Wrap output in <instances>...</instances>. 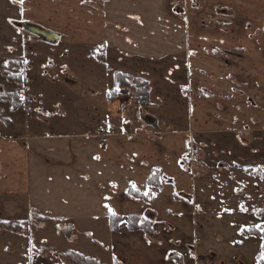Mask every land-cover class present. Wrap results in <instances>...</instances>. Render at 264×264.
Segmentation results:
<instances>
[{
  "label": "crops",
  "instance_id": "0c3cea01",
  "mask_svg": "<svg viewBox=\"0 0 264 264\" xmlns=\"http://www.w3.org/2000/svg\"><path fill=\"white\" fill-rule=\"evenodd\" d=\"M137 1L140 6L127 11L126 0H119V27L109 12L101 30L80 25L78 4L75 12L40 11L55 18L51 28L60 39L33 42L32 48L51 49L68 34L70 44L105 50L103 113L112 114L116 72L149 86L146 122H110L91 112L88 124L74 127L62 109L68 99L42 101L29 84L32 38L22 34L20 23L50 27L30 18V0H0V196L7 203L6 220L14 223L23 210L32 228L23 233L24 247L18 245L20 233H0V264H76L68 253H84L55 249L37 234L47 219L68 237L85 220L86 232L108 256L84 254L98 264H226L228 252L233 257L237 251L228 242L231 233L219 239L206 217L198 219L202 226L196 230L198 167L192 151L210 146L215 160L264 166V0H183L171 9L168 0ZM66 22L71 28L60 26ZM42 62L55 66L52 56ZM47 68L40 67L44 77ZM17 91L22 94L14 106L5 96ZM52 107L61 112L53 121L59 130L43 131L48 124L39 119L55 114ZM70 128L74 132H64ZM133 184L148 197L131 198ZM35 215L40 219L34 221ZM130 216L150 221L151 232L132 229ZM48 245L52 261H46ZM210 252L222 261L208 259ZM202 253L205 260L199 262Z\"/></svg>",
  "mask_w": 264,
  "mask_h": 264
},
{
  "label": "rangeland",
  "instance_id": "374dc122",
  "mask_svg": "<svg viewBox=\"0 0 264 264\" xmlns=\"http://www.w3.org/2000/svg\"><path fill=\"white\" fill-rule=\"evenodd\" d=\"M179 1L183 0H168L166 5L169 9L174 5H178ZM142 1L137 0H126V10L138 8ZM78 4V20L82 27L88 26L91 29H100L106 26L109 12L111 14V24H115L118 28V16H119V0H30V18L39 21L42 19L45 21L47 28L41 24L45 29L54 31L53 27L55 23V18L52 16H41V12L44 14L49 12L61 13L62 10L76 11V5ZM111 6V9H109ZM167 6H165L167 8ZM198 9V5L196 6ZM44 10V11H43ZM110 10V11H109ZM121 14V12H120ZM124 14V13H123ZM133 19L135 16H131ZM71 19V17H69ZM106 18V19H105ZM68 24V25H67ZM62 28L65 26L71 28L70 23L66 22L61 24ZM23 35L32 38L30 54L31 59H33V71L30 73L29 84L35 93H42L43 101L44 99H56L70 101L69 106L63 107L65 109V114L68 115L69 120L73 121L74 127L81 123L88 124V120L91 118V112L95 114H103L102 117L106 118L110 122L114 120L140 124L141 122H146V110L148 107L139 111L133 108L130 102H124L126 97L122 95L129 92H134L129 89L121 88L116 95L112 97V114L103 113L101 111L103 97L106 98V84L108 78V72L105 65L106 56L105 50L100 47L90 43V45L81 46L78 44L68 43L69 35L66 34L65 38H62V42L58 45H50L51 49H46L43 47H33V42H46L39 35L34 34L25 30ZM84 36H88V40L91 42V33L89 30L83 31ZM119 33L117 32V36ZM79 36L81 37L80 33ZM72 41H76L79 38L72 36ZM264 40V38H263ZM97 45L99 43L95 42ZM94 43V44H95ZM42 44V43H41ZM44 44V43H43ZM29 50V45H26V51ZM28 55V54H27ZM115 55V53H114ZM50 56L55 58V66L50 67L48 64L43 66L45 62L44 59L50 58ZM42 62V63H41ZM64 66V67H63ZM40 67H48L47 76L44 77ZM116 72L115 75H117ZM54 86V87H53ZM54 89L51 93L49 90ZM117 88H115V91ZM149 102V101H148ZM147 102V104H148ZM44 105V103H43ZM149 106V104H148ZM124 107L126 111L123 113L122 108ZM52 112H56L58 108ZM89 111V114H88ZM116 112V113H115ZM117 117H115L114 115ZM46 115H50L47 119ZM61 112L51 115L50 113H45L44 119H39L48 124L44 125L43 131H57L60 127L59 125H53L55 116L58 117ZM125 115L126 117H124ZM112 116V118H111ZM47 120V121H46ZM71 127V126H70ZM64 132H74V129H65ZM242 139V138H241ZM231 149V146H228ZM215 150L212 147L207 146H194L193 155L196 158V193H195V215L197 218L196 230L198 231L199 218H207V223L216 236L221 239V235L227 232L231 233L230 240L228 241L234 248L233 257H224L226 264H264V259L260 262L258 259V254H261L263 239L256 236H249L248 239L242 235V230L255 225H260L264 228V166L254 165L252 167H240V165L229 162H224L215 160ZM235 164V165H234ZM5 196H0V216L5 219L0 218V233H8L12 236L20 233L19 246H26V241L24 238V232H30L31 224L28 223L29 220L25 218L26 215L23 214V210L17 215L18 218L14 223L6 220L7 215V203L5 202ZM34 221L40 219L38 215H35ZM45 221V220H44ZM62 223V222H61ZM66 224V223H65ZM61 226V225H60ZM80 229L73 232L72 236L68 237L65 233L59 232L55 221L47 219L45 228L38 232L39 237H47L48 242L51 245H55V249H72L74 251L82 252L86 255L92 254L95 251H100L103 253L104 257L100 259H107L106 254H104V246L97 242V238L89 236L86 232L87 224L84 220L80 224ZM204 227V226H203ZM66 228H64L65 230ZM13 233V234H12ZM35 234V236L37 235ZM38 237V236H36ZM16 239H18L16 237ZM221 241V240H220ZM37 244L38 242L35 241ZM227 244V241H225ZM228 244V245H230ZM220 245V244H219ZM39 246V244H38ZM49 246V245H48ZM186 248V246H185ZM188 250V249H187ZM46 261H52L50 246L47 249ZM94 251V252H91ZM187 253V252H186ZM203 254V255H202ZM197 258L199 262L205 260V254L202 253ZM208 259H219L222 261L221 257H218L214 252L206 254ZM19 261L21 260V253L17 254ZM188 258V257H187ZM18 261V260H17ZM15 262V261H14ZM218 262V261H217ZM51 262L47 263L50 264ZM22 264V263H21ZM201 264V263H200ZM211 264V263H209Z\"/></svg>",
  "mask_w": 264,
  "mask_h": 264
},
{
  "label": "trees",
  "instance_id": "16d2710c",
  "mask_svg": "<svg viewBox=\"0 0 264 264\" xmlns=\"http://www.w3.org/2000/svg\"><path fill=\"white\" fill-rule=\"evenodd\" d=\"M8 78L10 80H14L18 84L23 82L21 80V78L18 76H9L8 75ZM123 87H124V89H129V90L134 91L137 95L144 98L146 100V102L149 101L150 91H149L148 83L146 81L140 80L138 78H131V77L124 75L122 73H117V75H116V88H118L119 89L118 91H120V89ZM118 91L114 90V92L109 94V98L111 101H112V97L114 95H116L118 93ZM21 94H22L21 91H17L13 94H6L5 97L8 98L9 100H11L12 103L14 104V106H17ZM127 193L133 199H142V198L146 199V197H148V195L144 194L145 192H141V191L136 190L132 187L129 189V191ZM140 220H141V218L138 216H130L129 217L130 227L132 229H142L146 232H151L152 226H151L150 221H145V222L141 223ZM261 228H263V227H261ZM261 228L251 226L248 228H244L242 230V232L244 235L256 236V237L263 239L262 251L264 252V231H262ZM68 258L76 264H98V262L96 260L92 259L91 257L85 256L84 254L78 253V252H69ZM258 259H260V262H262L260 254L258 255Z\"/></svg>",
  "mask_w": 264,
  "mask_h": 264
},
{
  "label": "water",
  "instance_id": "95a60500",
  "mask_svg": "<svg viewBox=\"0 0 264 264\" xmlns=\"http://www.w3.org/2000/svg\"><path fill=\"white\" fill-rule=\"evenodd\" d=\"M20 26L24 27V29L29 32L39 35V37H42L45 41H48L50 43H56L60 39L59 34L52 32L50 30H47L44 27L37 25V24L20 23Z\"/></svg>",
  "mask_w": 264,
  "mask_h": 264
},
{
  "label": "built area",
  "instance_id": "2783aa9c",
  "mask_svg": "<svg viewBox=\"0 0 264 264\" xmlns=\"http://www.w3.org/2000/svg\"><path fill=\"white\" fill-rule=\"evenodd\" d=\"M123 97H126L124 99V102H130L131 106L139 111H142L146 107H148V104L146 100L139 95H137L135 92H129L127 94L122 95ZM122 112L124 113L126 109L124 107H121Z\"/></svg>",
  "mask_w": 264,
  "mask_h": 264
},
{
  "label": "snow or ice",
  "instance_id": "6c2138e0",
  "mask_svg": "<svg viewBox=\"0 0 264 264\" xmlns=\"http://www.w3.org/2000/svg\"><path fill=\"white\" fill-rule=\"evenodd\" d=\"M20 2L23 3V0H20ZM118 90H119V89L117 88V91H118ZM135 187H136L135 184H133V188H135ZM144 194L147 195L148 193L145 192ZM109 211L111 212V214H112L113 216H115V215L117 214V213H116L114 210H112L111 208H109ZM255 227H257V228H261L260 225H255ZM261 230L264 231V228H261ZM260 255H261V258L264 259V252H262Z\"/></svg>",
  "mask_w": 264,
  "mask_h": 264
}]
</instances>
